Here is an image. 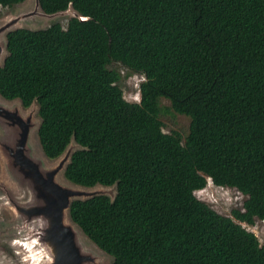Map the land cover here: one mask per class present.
Returning a JSON list of instances; mask_svg holds the SVG:
<instances>
[{"label": "trees", "instance_id": "16d2710c", "mask_svg": "<svg viewBox=\"0 0 264 264\" xmlns=\"http://www.w3.org/2000/svg\"><path fill=\"white\" fill-rule=\"evenodd\" d=\"M38 2L91 20L8 32L0 96L37 105L47 159L79 147L67 181L115 188L72 201L71 222L110 264H264L241 225L264 221V0ZM113 64L147 76L140 105L121 99ZM159 98L190 119L183 142L163 132ZM209 177L244 196L242 210L193 196Z\"/></svg>", "mask_w": 264, "mask_h": 264}, {"label": "rangeland", "instance_id": "374dc122", "mask_svg": "<svg viewBox=\"0 0 264 264\" xmlns=\"http://www.w3.org/2000/svg\"><path fill=\"white\" fill-rule=\"evenodd\" d=\"M35 13V16L24 18L28 14ZM75 13L69 9L64 13H59L50 17L42 14L40 9L36 6V0H25L22 4L15 5L11 8H0V28L12 20L18 19L17 23L10 27V29L26 28L30 30L45 29L53 23H59L63 28L66 27L68 20L75 17ZM5 35L0 33V66L6 56L5 51ZM110 68L116 69L121 77L119 87L123 94H134L135 88L129 84V80L133 75L127 69L119 64H113ZM159 120L162 123V130L165 134L175 135L184 141L188 134L190 119L186 116L175 113L170 106L168 100L159 98ZM0 108L15 112L21 119L30 122V132L28 146L30 148L31 156L34 160L39 161L43 169L56 168L63 158H67L63 169L69 161L70 153L77 150L79 147L71 142L67 151H65L59 158L55 160L47 159L39 145L37 138V130L40 119L37 114V105L32 104L25 109L21 106L19 100L6 101L0 97ZM14 131V128L11 129ZM8 129L0 125V264H19L20 258L15 255V249L11 247V241L18 238V230L23 229V232L28 234L29 229H36V224H27L26 215L18 213L9 199H18L20 202L25 199L26 190L22 186L21 181L13 173V168L9 163V154L6 147L1 146L3 135L8 136ZM69 150V151H68ZM64 170L59 172L57 181L62 186H67L69 190L79 193V195L72 200H85L92 195H105L113 198L115 195L114 187H104L95 185L91 188L74 185L67 181L64 177ZM203 191L197 193L199 200L208 204L218 214L226 217H232L233 210H242L245 197L242 196L235 189L216 187L206 185ZM198 199V198H197ZM66 226H70L75 231V242L82 255L87 256L89 261L81 264H110L112 258L102 252L96 245L89 241L80 229L74 225L70 219L64 218ZM248 231L252 232L258 239L259 244L264 247V221H256L253 226H246L241 224ZM33 236V234H31Z\"/></svg>", "mask_w": 264, "mask_h": 264}, {"label": "water", "instance_id": "95a60500", "mask_svg": "<svg viewBox=\"0 0 264 264\" xmlns=\"http://www.w3.org/2000/svg\"><path fill=\"white\" fill-rule=\"evenodd\" d=\"M36 6L40 9L38 0H36ZM42 14L50 17L59 13L47 15L42 12ZM32 15L35 16V13L28 14L24 18L31 17ZM75 17L80 18L77 14ZM17 21L18 19H15L5 24L0 28V33L4 32L7 34L15 30L10 29V27L16 24ZM0 125L10 131H7L10 135H3L4 139L2 141L4 143L1 146L6 147L10 156L9 163L13 168V173L19 178L26 190L25 199L22 202L18 199L7 198L11 200L9 201L10 204L13 205L18 213L26 215L27 224H36V229H32L34 230L32 234L33 236L39 235L41 243L50 245L54 249L56 264H81L89 261L87 256L80 253L76 245L74 229L66 226L64 222V218H69L68 211L71 202L75 201L72 198L79 195V193L69 190L67 186H62L57 181L59 172L65 171L66 167L64 169L63 167L67 158H63L56 168L45 170L41 163L34 160L31 156L28 146L31 127L29 121L21 119L15 112L0 108ZM12 128H14V131L11 130ZM72 153L69 155V160ZM97 195H92L89 198Z\"/></svg>", "mask_w": 264, "mask_h": 264}, {"label": "clouds", "instance_id": "9594fccd", "mask_svg": "<svg viewBox=\"0 0 264 264\" xmlns=\"http://www.w3.org/2000/svg\"><path fill=\"white\" fill-rule=\"evenodd\" d=\"M91 17H81L82 22H88ZM148 78L144 74L133 75L129 84L135 88L134 94H123L121 99L126 103L134 102L137 105L142 103V89L141 84L147 83ZM213 180L208 178L207 185L211 186ZM203 191L202 189H194L193 196L199 199L197 193ZM32 229L28 230L31 233ZM42 234V233H41ZM16 239L11 241V247L15 249V255L20 258L19 264H56L54 249L47 244L41 243L39 235L31 236L23 232V229L18 230Z\"/></svg>", "mask_w": 264, "mask_h": 264}, {"label": "bare ground", "instance_id": "6f19581e", "mask_svg": "<svg viewBox=\"0 0 264 264\" xmlns=\"http://www.w3.org/2000/svg\"><path fill=\"white\" fill-rule=\"evenodd\" d=\"M32 233H34V230H32V232L31 233H28V234L31 235Z\"/></svg>", "mask_w": 264, "mask_h": 264}]
</instances>
